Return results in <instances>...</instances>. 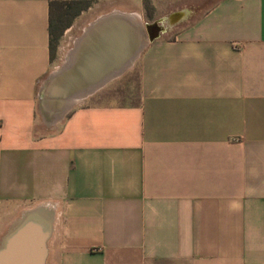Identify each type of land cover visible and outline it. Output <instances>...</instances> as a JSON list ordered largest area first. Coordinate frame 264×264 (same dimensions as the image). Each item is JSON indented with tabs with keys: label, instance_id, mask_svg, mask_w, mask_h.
I'll return each mask as SVG.
<instances>
[{
	"label": "crops",
	"instance_id": "0c3cea01",
	"mask_svg": "<svg viewBox=\"0 0 264 264\" xmlns=\"http://www.w3.org/2000/svg\"><path fill=\"white\" fill-rule=\"evenodd\" d=\"M55 1L83 0H0V264H38L41 237L43 264H264V0L163 19L103 0L97 18L162 27L128 73L131 100L77 106L39 135ZM91 8L57 44L75 43Z\"/></svg>",
	"mask_w": 264,
	"mask_h": 264
},
{
	"label": "water",
	"instance_id": "95a60500",
	"mask_svg": "<svg viewBox=\"0 0 264 264\" xmlns=\"http://www.w3.org/2000/svg\"><path fill=\"white\" fill-rule=\"evenodd\" d=\"M113 13L90 23L78 38L82 43H74L71 62L45 79L40 89L42 109L51 124L62 120L77 102L65 105L67 98L76 96L81 100L96 93L130 68L146 43L154 38L149 37V26L141 18L138 17L140 23L136 22L135 14ZM56 74L58 77L53 79ZM44 232L47 234L48 230L45 228Z\"/></svg>",
	"mask_w": 264,
	"mask_h": 264
},
{
	"label": "rangeland",
	"instance_id": "374dc122",
	"mask_svg": "<svg viewBox=\"0 0 264 264\" xmlns=\"http://www.w3.org/2000/svg\"><path fill=\"white\" fill-rule=\"evenodd\" d=\"M215 1L216 0H137L136 2L145 11L146 16L143 19H148L151 17H153L154 19H157L158 17L160 18V16H162L161 19H163L166 15H169L172 12L174 13L177 11H183L185 9H188L189 11H195L194 12V15H195V13H197L198 11H201L202 9H204L205 7H207L208 5L212 4ZM107 2L109 1H103V0L102 1H93V0L90 1L89 6L92 7L91 8L92 10L89 12H86V14L84 15V21L91 22L93 21L92 19H97L98 14L96 13H99V11L101 10H105L107 8V4H106ZM115 5L119 8L126 9L125 5H122L120 3H116ZM189 16H193V14H190ZM166 22L168 24L170 20L167 19ZM85 23L84 25L86 26ZM80 34H81L80 31L74 33V35H76L77 37H79ZM59 41L60 42L56 44V48H55V52L58 53L57 60H56L57 69L55 71L59 70L65 65V58L67 54L74 48V44H72L71 40L67 38H64V41H61V40ZM131 68L132 66L128 68L119 77L109 81L104 86V88L100 91V93L103 94V96H101L100 99H95L94 101V98L96 97L92 98L89 96L87 98L78 100L74 104V106L70 110H68V112H70L73 108L77 106L87 104V103H92V102H113V101L128 102L129 100H131V97L129 96L126 85H125L127 81L128 73L131 70ZM43 83L44 82H42V84L39 87V91L37 94V105H36V110H35V132L39 133V135H44V134L51 132L54 128L57 127V125L55 124L58 123V122H55L51 124V122H49L43 115L42 94L40 92V89ZM130 86H131V89L129 90L131 91V95L133 96L135 93L134 90L136 86V77L134 74H132L130 78Z\"/></svg>",
	"mask_w": 264,
	"mask_h": 264
},
{
	"label": "trees",
	"instance_id": "16d2710c",
	"mask_svg": "<svg viewBox=\"0 0 264 264\" xmlns=\"http://www.w3.org/2000/svg\"><path fill=\"white\" fill-rule=\"evenodd\" d=\"M91 0H83V1H70V2H51L50 3V14H51V19H52V11L54 8L60 9L61 13H59L56 17V25L54 26L52 24V20L50 22V54L51 58L54 55L56 44H57V39L61 33L60 26L64 25L69 22V17H71V12L74 9H78V11L85 10L86 8L89 7Z\"/></svg>",
	"mask_w": 264,
	"mask_h": 264
},
{
	"label": "bare ground",
	"instance_id": "6f19581e",
	"mask_svg": "<svg viewBox=\"0 0 264 264\" xmlns=\"http://www.w3.org/2000/svg\"><path fill=\"white\" fill-rule=\"evenodd\" d=\"M117 13H121V14H123L122 12H117V11H114V13H113V15H116ZM107 15V14H106ZM104 16V15H103ZM103 16H102V18H103ZM178 16L179 15H173L172 17H170V19H168V20H170V22L171 21H173L174 22V20L176 19L177 20V18H178ZM104 17H106V16H104ZM139 16L138 15H136V17H135V20H136V22H138V23H140L141 21V19L139 20V18H138ZM103 19H106V18H103ZM102 19V20H103ZM165 20V19H164ZM163 24V23H162ZM163 26V25H162ZM150 28H152L153 27V30L154 31H157V30H159V29H161L162 27H161V24L160 25H153V26H149ZM165 27V26H164ZM87 30V29H86ZM79 42H81L80 41V39H77L76 41H75V45L76 44H78ZM82 43V42H81ZM72 57H73V51H70L69 53H68V55L66 56V59H65V64H69L70 62H71V60H72ZM60 73V72H59ZM58 74H56V75H54L53 76V79L54 78H56V77H58L57 76ZM80 98H78V97H76V96H72V97H70V98H67L66 100H65V105L66 104H68L69 103V101H70V103H75L76 101H78ZM68 102V103H67ZM26 222V221H25ZM28 227V226H27ZM25 231V230H24ZM20 232V231H19ZM32 234V233H31ZM33 236H35V235H33ZM12 237V236H11ZM13 239H15V238H13ZM38 239V238H37ZM11 242H12V239H11ZM9 245V244H8ZM44 245V237H41L40 238V246H39V251H38V253H37V259H38V264H42V261L44 260V258H45V256H46V247L45 246H43ZM8 249V248H7ZM5 253V252H4ZM7 255V254H6ZM5 256V255H4ZM3 256V257H4ZM8 256V255H7ZM12 257V256H11ZM13 257H15V259H17V258H23L24 259V261H27L28 259H30V257H31V254H28V253H26V252H24V253H22V254H20V253H18V254H15V256H13ZM9 258V257H8ZM5 260V259H4ZM9 262V261H8ZM7 262V263H8ZM7 263H5V264H7ZM11 263V262H10Z\"/></svg>",
	"mask_w": 264,
	"mask_h": 264
}]
</instances>
